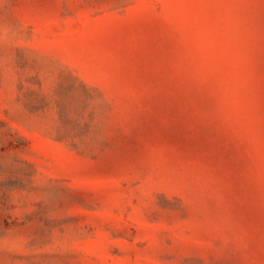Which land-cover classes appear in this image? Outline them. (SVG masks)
<instances>
[{"label":"rangeland","instance_id":"rangeland-1","mask_svg":"<svg viewBox=\"0 0 264 264\" xmlns=\"http://www.w3.org/2000/svg\"><path fill=\"white\" fill-rule=\"evenodd\" d=\"M0 264H264V0H0Z\"/></svg>","mask_w":264,"mask_h":264}]
</instances>
